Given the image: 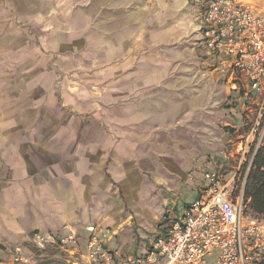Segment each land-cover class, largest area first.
Returning <instances> with one entry per match:
<instances>
[{
	"label": "crops",
	"instance_id": "crops-1",
	"mask_svg": "<svg viewBox=\"0 0 264 264\" xmlns=\"http://www.w3.org/2000/svg\"><path fill=\"white\" fill-rule=\"evenodd\" d=\"M203 2L0 0V264L17 246L36 264V233H75L61 250L88 264L91 224L118 260L139 259L199 198L184 200L186 169L207 159L229 84L206 55Z\"/></svg>",
	"mask_w": 264,
	"mask_h": 264
},
{
	"label": "built area",
	"instance_id": "built-area-1",
	"mask_svg": "<svg viewBox=\"0 0 264 264\" xmlns=\"http://www.w3.org/2000/svg\"><path fill=\"white\" fill-rule=\"evenodd\" d=\"M203 5L200 32L212 67L234 91L244 87L258 100L246 143V148L258 149L264 145V8L252 0H204ZM205 179L208 185L199 198L156 236L139 259L118 260L105 248L98 226H88V264H264V218H252L248 212L252 209L245 197L247 177L241 180L237 173L226 181L223 174L206 172ZM32 241L43 250L57 244L71 249L79 240L75 233L63 237L36 233ZM13 258L16 264L31 262L20 246Z\"/></svg>",
	"mask_w": 264,
	"mask_h": 264
},
{
	"label": "rangeland",
	"instance_id": "rangeland-1",
	"mask_svg": "<svg viewBox=\"0 0 264 264\" xmlns=\"http://www.w3.org/2000/svg\"><path fill=\"white\" fill-rule=\"evenodd\" d=\"M254 2L259 9L264 8V0H254ZM10 72H14L13 67L10 68ZM223 87L228 95L220 103L221 105L217 109V112H215V127L206 136L208 137L206 153L208 157L203 161L204 164L202 163L200 166H196L193 163L192 166L186 169V174H190L189 176L196 179L193 184L196 189L193 193L190 191L184 197V200H187L186 203L197 197L198 188L201 191L207 188L208 181L205 179L206 172L223 174L225 180L229 181L237 173L238 177H241L242 180L249 175L251 170L252 158L257 148L254 145L246 148V143L250 137V131L259 111L258 100L253 96L247 95L242 86L240 91H234L230 84H225ZM231 110L234 115H232ZM194 138L198 143L199 137L194 136ZM203 141L200 142L203 143ZM248 149L250 150V154L245 155ZM196 173L197 175L195 177ZM180 203L182 204V201ZM248 212L252 218L257 217L253 211L249 210ZM34 251L36 264H72L74 262L71 257L66 256L62 252L59 244L54 245L48 251L38 252L36 249ZM48 259L50 260L48 261Z\"/></svg>",
	"mask_w": 264,
	"mask_h": 264
},
{
	"label": "trees",
	"instance_id": "trees-1",
	"mask_svg": "<svg viewBox=\"0 0 264 264\" xmlns=\"http://www.w3.org/2000/svg\"><path fill=\"white\" fill-rule=\"evenodd\" d=\"M256 152L245 183V197L251 200L253 213L264 218V145Z\"/></svg>",
	"mask_w": 264,
	"mask_h": 264
}]
</instances>
